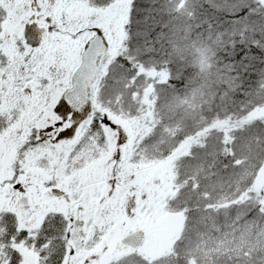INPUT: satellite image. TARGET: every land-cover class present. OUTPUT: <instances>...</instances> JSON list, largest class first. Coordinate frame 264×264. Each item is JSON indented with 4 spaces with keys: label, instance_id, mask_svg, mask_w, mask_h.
<instances>
[{
    "label": "snow or ice",
    "instance_id": "snow-or-ice-1",
    "mask_svg": "<svg viewBox=\"0 0 264 264\" xmlns=\"http://www.w3.org/2000/svg\"><path fill=\"white\" fill-rule=\"evenodd\" d=\"M0 264H264V0H0Z\"/></svg>",
    "mask_w": 264,
    "mask_h": 264
}]
</instances>
